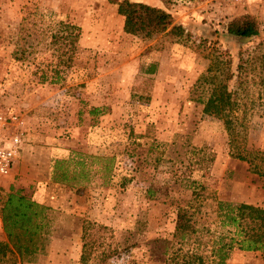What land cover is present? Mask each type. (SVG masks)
<instances>
[{"label": "rangeland", "instance_id": "obj_1", "mask_svg": "<svg viewBox=\"0 0 264 264\" xmlns=\"http://www.w3.org/2000/svg\"><path fill=\"white\" fill-rule=\"evenodd\" d=\"M117 1L0 0V112L22 122L19 158L0 178V201L10 189L46 208L42 252L16 264H79L87 224L98 251L117 249L104 264H164L163 242L172 239L179 207L191 210L195 230L183 251L209 264L211 240L221 231L217 203L264 209V174L235 157L242 145L264 153V68L244 66L237 80L239 57L264 43V0H128L166 11L184 31L180 39L149 41L123 33ZM243 15L255 21L257 37L236 40L226 32ZM59 22L77 28L78 40L69 66L49 83L42 79L55 63L49 42ZM215 52L229 63L226 84L240 132L234 137L202 113L209 90L196 80ZM92 108L103 113L89 115ZM99 158L111 160L107 174L98 173ZM56 161L68 173L82 163L84 179L55 182ZM256 165L264 173V157ZM230 255L228 264H264L261 252Z\"/></svg>", "mask_w": 264, "mask_h": 264}, {"label": "trees", "instance_id": "obj_2", "mask_svg": "<svg viewBox=\"0 0 264 264\" xmlns=\"http://www.w3.org/2000/svg\"><path fill=\"white\" fill-rule=\"evenodd\" d=\"M116 14L122 18L123 33L136 37L142 41L152 40L158 35L180 39L184 35L183 29L173 24L172 17L166 11L140 2H130L120 0L114 3ZM226 32L234 39H247L259 35L255 21L248 15H243L232 19L226 25ZM78 40V29L74 26L57 23L56 29L50 34V46L53 56L56 57L51 76H45L42 80L49 78V83H54L53 76H57L58 68L67 67L70 64L72 55L75 52ZM260 48L251 54H247L244 59L239 57L237 65V80L241 79V73L246 66L258 64L264 68V49ZM262 48V49H261ZM220 53H213L211 61L205 73L196 80L197 84L208 87L209 93L203 103L202 113L208 117L221 120L224 129L229 137H234L236 132V118L233 110L236 108L237 100L235 93L227 89V81L231 79L228 71L229 63L221 61ZM19 60L21 55L16 57ZM245 66V68H244ZM252 69V68H251ZM103 113V109L92 108L89 115ZM240 137V136H238ZM243 137H240L242 139ZM231 140H234L231 138ZM235 157L246 161L253 174L262 176L264 173L257 168L256 161L264 157L263 152H254L242 147H236ZM102 162L98 169L100 175L107 174L111 169V160L99 158ZM99 159L98 162L100 161ZM63 161L55 162L54 178L55 182H75L76 178L84 179L81 171L82 163L76 162L74 169L68 173L66 168L59 165ZM77 174V175H76ZM4 198L0 201V225L5 236L6 243L0 242V264L31 263L33 257L42 252L45 245L47 231L46 228V208L38 205L30 198L18 192L3 193ZM192 196H196L192 191ZM218 226L220 232L213 236L211 249L209 251V264H228L230 254L237 251L261 252L264 254V209L252 206L249 203H229L219 201L217 203ZM89 224L81 230V251L79 264H87L92 253L95 254L93 264H104L114 254L116 248H103L100 251L94 247V241L88 232ZM98 230H105V227L96 226ZM195 232L193 213L188 207H179L175 212L174 230L171 241L163 242L169 246L163 247L165 255L164 264H203V259L192 251H183L182 244L188 235ZM177 246V247H176ZM100 247V245H99ZM171 249L170 253L168 250ZM170 254V256H168Z\"/></svg>", "mask_w": 264, "mask_h": 264}, {"label": "built area", "instance_id": "obj_3", "mask_svg": "<svg viewBox=\"0 0 264 264\" xmlns=\"http://www.w3.org/2000/svg\"><path fill=\"white\" fill-rule=\"evenodd\" d=\"M223 5L238 6L253 0H206ZM22 122L16 113L0 112V177L14 168L21 150Z\"/></svg>", "mask_w": 264, "mask_h": 264}, {"label": "crops", "instance_id": "obj_4", "mask_svg": "<svg viewBox=\"0 0 264 264\" xmlns=\"http://www.w3.org/2000/svg\"><path fill=\"white\" fill-rule=\"evenodd\" d=\"M16 165V164H15ZM14 168H15V166H14ZM0 178H3V177H0ZM1 226V225H0Z\"/></svg>", "mask_w": 264, "mask_h": 264}]
</instances>
